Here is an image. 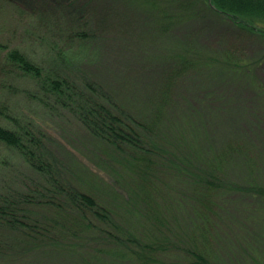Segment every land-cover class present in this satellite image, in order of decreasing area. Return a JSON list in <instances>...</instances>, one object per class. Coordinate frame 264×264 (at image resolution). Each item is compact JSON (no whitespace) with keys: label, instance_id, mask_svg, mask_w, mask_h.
Masks as SVG:
<instances>
[{"label":"trees","instance_id":"16d2710c","mask_svg":"<svg viewBox=\"0 0 264 264\" xmlns=\"http://www.w3.org/2000/svg\"><path fill=\"white\" fill-rule=\"evenodd\" d=\"M143 1L177 42L127 106L118 84L84 71L104 45L83 14L46 19L38 41L48 61L0 41L5 90L28 81L32 97L72 114L86 151L111 173L78 158L65 166L0 97V264H264V50L243 58L192 28L212 15L264 41V0ZM21 6L0 0V24Z\"/></svg>","mask_w":264,"mask_h":264},{"label":"rangeland","instance_id":"374dc122","mask_svg":"<svg viewBox=\"0 0 264 264\" xmlns=\"http://www.w3.org/2000/svg\"><path fill=\"white\" fill-rule=\"evenodd\" d=\"M15 1L21 3L22 9L17 10L16 13L12 11L7 23L0 24V41L6 43L9 48L22 47L37 55L40 60L48 61L51 59L50 53L38 41L39 30L41 33L44 32L47 20L49 24L70 23V18L61 16L63 14H73L75 19H80L79 15L83 14L91 20L93 26H96L100 37L98 42L104 45V58L99 62L98 58L88 59L85 62L86 68H82L84 71L89 68L88 77L106 87L107 83L111 87L118 84L121 100L126 106L133 98L137 100L136 93L151 78L152 72L148 71L149 68L155 70L154 73L163 71L159 57L171 53L177 42L173 36H163L157 31V26L153 24L155 16L143 0H31L33 5H45L47 8L45 11L49 14H46L48 18L43 16L44 19L38 12L31 14V11L26 9L32 5L29 0ZM169 1L157 0L162 5ZM32 22H37L39 29H29ZM78 22L75 21L72 25L76 30L77 27L82 26L78 25ZM192 28L196 33L198 32L200 41L208 47H232L243 58L250 56L253 59L262 56L264 41L230 25L227 26L212 15H209V19L207 16L199 18ZM44 34L49 32L45 31ZM6 50L0 51V57L6 55ZM257 72L264 81V61ZM137 81L140 82V86L134 90ZM4 82L8 81L0 79V97L11 102L12 114L25 122H33L35 129L45 134L42 141L46 145L48 154L53 152L65 166L73 165L77 158L81 159L86 166L98 171L104 177L110 176L111 173H108L107 168L99 160L91 157L90 149L86 151L83 139L85 130L72 114L61 108V110L55 107L51 109L49 104L39 101L38 96L32 97L31 94L35 92L31 90L32 86L28 81H12L18 88V91L13 92L5 90L7 87ZM11 255L14 256L13 253ZM7 261L3 259V263Z\"/></svg>","mask_w":264,"mask_h":264}]
</instances>
